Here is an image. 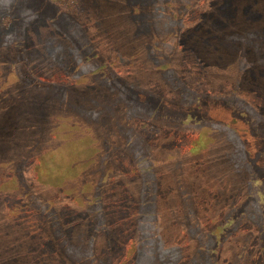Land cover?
<instances>
[{
  "label": "rangeland",
  "instance_id": "rangeland-1",
  "mask_svg": "<svg viewBox=\"0 0 264 264\" xmlns=\"http://www.w3.org/2000/svg\"><path fill=\"white\" fill-rule=\"evenodd\" d=\"M0 264H264V0H0Z\"/></svg>",
  "mask_w": 264,
  "mask_h": 264
},
{
  "label": "trees",
  "instance_id": "trees-1",
  "mask_svg": "<svg viewBox=\"0 0 264 264\" xmlns=\"http://www.w3.org/2000/svg\"><path fill=\"white\" fill-rule=\"evenodd\" d=\"M222 7V6H221Z\"/></svg>",
  "mask_w": 264,
  "mask_h": 264
}]
</instances>
